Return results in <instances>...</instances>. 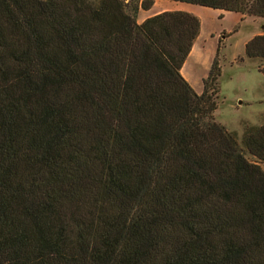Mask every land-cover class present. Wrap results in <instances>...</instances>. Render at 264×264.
I'll return each instance as SVG.
<instances>
[{"label": "trees", "instance_id": "obj_1", "mask_svg": "<svg viewBox=\"0 0 264 264\" xmlns=\"http://www.w3.org/2000/svg\"><path fill=\"white\" fill-rule=\"evenodd\" d=\"M153 3L0 0V264H264V122L216 120L218 56L202 93L181 71L201 19Z\"/></svg>", "mask_w": 264, "mask_h": 264}, {"label": "rangeland", "instance_id": "obj_2", "mask_svg": "<svg viewBox=\"0 0 264 264\" xmlns=\"http://www.w3.org/2000/svg\"><path fill=\"white\" fill-rule=\"evenodd\" d=\"M126 2H128V10L132 12V6L139 3L140 0H126ZM145 13L143 11L141 16L145 15ZM210 20L211 22H215L219 27L223 25V27L229 28L233 25L231 17L222 21L218 20L215 16L212 18L210 16ZM263 24L264 22L252 21L245 23L240 33L235 35L233 40H231V46H228L226 49L225 46L229 43L227 37L230 33L225 31V36L222 37L221 45L218 48L219 52L216 55L221 67L223 63L225 65L222 68L220 76L218 108L215 111V117L227 129L236 131L241 139L247 123L261 125L264 122V74L260 71V68H264V58L247 57L253 60V62L249 61L250 64H246L244 62L245 57L239 56L236 58V63L239 64L236 67H241L235 68V60L231 61L229 59L223 62L221 55L223 50L238 51L242 45L243 38L253 30L264 29ZM242 49L244 50V46ZM244 65L246 66L242 67ZM239 101H243L241 105H239ZM241 147L244 149L248 159L258 162L264 169V162L259 161L254 155L249 153L242 143Z\"/></svg>", "mask_w": 264, "mask_h": 264}, {"label": "crops", "instance_id": "obj_3", "mask_svg": "<svg viewBox=\"0 0 264 264\" xmlns=\"http://www.w3.org/2000/svg\"><path fill=\"white\" fill-rule=\"evenodd\" d=\"M166 10H185L196 14L201 19V30L196 38L194 45L183 64L181 69L184 77L189 81L193 88L198 92L202 93L204 90V78L208 76L212 68L213 61L217 55L219 42L222 32L227 31L230 35L227 37L229 43L225 46V49L228 46H231V40L233 37L240 33L242 26L245 23L250 21L252 22H264V17L253 16V15H244L241 12L237 11H228L224 9H215L207 6H202L199 4L176 1V0H154L153 5L149 9H144L140 7L139 9V18L138 22L141 23L147 17L155 15L157 13L166 11ZM146 12L145 15L141 16L142 12ZM210 16L217 17L218 20L225 21L228 17H231L233 25L229 28L218 26L215 22H211ZM264 27V24L262 25ZM238 27L236 30L235 28ZM264 34V29L253 30L247 34L242 41V45L238 51L234 52L233 50H223L221 58L223 62L231 59L235 60V68H240L241 66L236 63V58L239 56L245 57V63L250 64L249 61L253 62L246 56L245 48L249 40H251L256 35ZM244 46V50L242 49ZM225 64L223 63V66ZM234 67L232 64H230ZM222 66V68H223ZM246 65L242 66L245 67ZM243 101H239V105Z\"/></svg>", "mask_w": 264, "mask_h": 264}]
</instances>
